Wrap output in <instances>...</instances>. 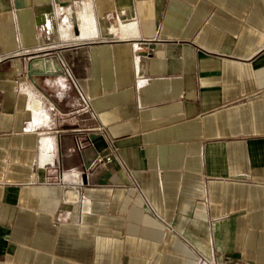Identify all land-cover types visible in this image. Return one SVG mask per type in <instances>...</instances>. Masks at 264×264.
I'll use <instances>...</instances> for the list:
<instances>
[{
    "label": "crops",
    "instance_id": "crops-1",
    "mask_svg": "<svg viewBox=\"0 0 264 264\" xmlns=\"http://www.w3.org/2000/svg\"><path fill=\"white\" fill-rule=\"evenodd\" d=\"M0 264H264V0H0Z\"/></svg>",
    "mask_w": 264,
    "mask_h": 264
},
{
    "label": "built area",
    "instance_id": "built-area-1",
    "mask_svg": "<svg viewBox=\"0 0 264 264\" xmlns=\"http://www.w3.org/2000/svg\"><path fill=\"white\" fill-rule=\"evenodd\" d=\"M133 66H134V74H135V77H136V85H137V87H141V86H143L145 83H147V79L146 78H143L142 76H140V74H139V60H138V58L137 57H135L134 58V60H133ZM42 102L40 101L38 104H37V106H36V108L38 109V110H40L41 109V104ZM48 107V110H50V111H53L54 110V107L53 106H51V105H49V106H47ZM41 121L43 122V123H48L49 122V117L48 116H43V118L41 119ZM51 149V145L50 144H48V146H47V148H46V152H47V154H48V151ZM98 161L99 162H110V157L109 156H105V157H99L98 158Z\"/></svg>",
    "mask_w": 264,
    "mask_h": 264
},
{
    "label": "water",
    "instance_id": "water-1",
    "mask_svg": "<svg viewBox=\"0 0 264 264\" xmlns=\"http://www.w3.org/2000/svg\"><path fill=\"white\" fill-rule=\"evenodd\" d=\"M55 71H58V66H54ZM52 70V66L44 59H38L30 63L28 66L29 74H34L35 72H39L41 74L48 73Z\"/></svg>",
    "mask_w": 264,
    "mask_h": 264
},
{
    "label": "bare ground",
    "instance_id": "bare-ground-1",
    "mask_svg": "<svg viewBox=\"0 0 264 264\" xmlns=\"http://www.w3.org/2000/svg\"><path fill=\"white\" fill-rule=\"evenodd\" d=\"M81 21H82V36L85 37V36H87V30L86 29H87V27L89 25L92 24V19H91V17L89 15L83 14L82 17H81Z\"/></svg>",
    "mask_w": 264,
    "mask_h": 264
}]
</instances>
